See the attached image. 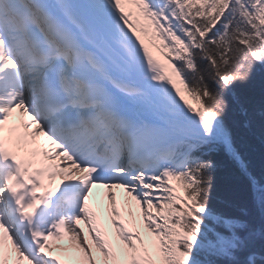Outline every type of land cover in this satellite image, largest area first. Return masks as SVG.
Instances as JSON below:
<instances>
[{"label":"snow or ice","instance_id":"6c2138e0","mask_svg":"<svg viewBox=\"0 0 264 264\" xmlns=\"http://www.w3.org/2000/svg\"><path fill=\"white\" fill-rule=\"evenodd\" d=\"M257 68L264 0H0V264H264V173L226 122Z\"/></svg>","mask_w":264,"mask_h":264},{"label":"trees","instance_id":"16d2710c","mask_svg":"<svg viewBox=\"0 0 264 264\" xmlns=\"http://www.w3.org/2000/svg\"><path fill=\"white\" fill-rule=\"evenodd\" d=\"M228 100L226 122L232 131L234 145L248 163L250 171L260 176L264 173V116L261 115L264 112V70L257 68L247 84L236 87L235 98L229 96ZM245 120L248 121L247 127L244 126ZM211 159L217 166L214 172L217 191L229 202L226 210L240 215V209L247 205L244 181L223 152L213 153ZM249 219L258 223L254 212Z\"/></svg>","mask_w":264,"mask_h":264},{"label":"bare ground","instance_id":"6f19581e","mask_svg":"<svg viewBox=\"0 0 264 264\" xmlns=\"http://www.w3.org/2000/svg\"><path fill=\"white\" fill-rule=\"evenodd\" d=\"M96 191H97L96 196L95 195H93V196L100 200L104 195V190L96 188ZM95 198H94V200H95ZM117 198L120 200V204H122L123 200L125 199L122 191H118ZM104 206H105V211L103 213L102 219H103V222L107 225V221H108L109 216H108V212H107V202L106 201H104ZM132 208H133V211L137 212V214H138V210L136 209L134 204H133ZM64 244H66V241L64 242Z\"/></svg>","mask_w":264,"mask_h":264},{"label":"rangeland","instance_id":"374dc122","mask_svg":"<svg viewBox=\"0 0 264 264\" xmlns=\"http://www.w3.org/2000/svg\"><path fill=\"white\" fill-rule=\"evenodd\" d=\"M190 103H193V107H196L197 105L194 103V102H192L191 100L189 101ZM103 222V221H102ZM104 223V222H103ZM105 224V223H104Z\"/></svg>","mask_w":264,"mask_h":264}]
</instances>
